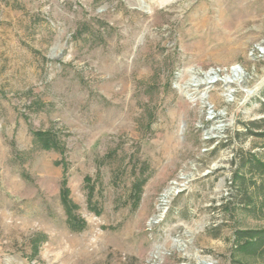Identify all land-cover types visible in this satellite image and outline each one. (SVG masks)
<instances>
[{"label":"rangeland","instance_id":"374dc122","mask_svg":"<svg viewBox=\"0 0 264 264\" xmlns=\"http://www.w3.org/2000/svg\"><path fill=\"white\" fill-rule=\"evenodd\" d=\"M262 47L264 0H0V264H264Z\"/></svg>","mask_w":264,"mask_h":264},{"label":"trees","instance_id":"16d2710c","mask_svg":"<svg viewBox=\"0 0 264 264\" xmlns=\"http://www.w3.org/2000/svg\"><path fill=\"white\" fill-rule=\"evenodd\" d=\"M36 137L41 142L42 146L46 149H51L56 143L53 141L51 134L49 132H37ZM264 136V133L261 134ZM251 164H254L256 168L264 169V164L259 161L255 156L250 159ZM146 183V179L139 181L137 183L138 191ZM65 200V195H64ZM67 201V200H66ZM67 205L70 203L67 201ZM235 244L238 246L239 250L245 253H262L264 254V228L263 229H248V230H237L235 232ZM233 264H248L241 261H234Z\"/></svg>","mask_w":264,"mask_h":264},{"label":"bare ground","instance_id":"6f19581e","mask_svg":"<svg viewBox=\"0 0 264 264\" xmlns=\"http://www.w3.org/2000/svg\"><path fill=\"white\" fill-rule=\"evenodd\" d=\"M261 50L264 53V48H262ZM241 73H242V68L241 67L239 68V67L235 66V67L231 68V76H228V77L222 79L217 74H212V75L210 74L208 76V78L206 79L205 84H207V85L215 84L218 81H224V82H227V83L234 82V81L239 82ZM173 191H174V189L171 190L169 193H167L166 196L167 197L171 196V194H173Z\"/></svg>","mask_w":264,"mask_h":264},{"label":"built area","instance_id":"2783aa9c","mask_svg":"<svg viewBox=\"0 0 264 264\" xmlns=\"http://www.w3.org/2000/svg\"><path fill=\"white\" fill-rule=\"evenodd\" d=\"M262 48H263V47H262ZM262 48H261V49H262ZM261 51H262V50H261Z\"/></svg>","mask_w":264,"mask_h":264}]
</instances>
